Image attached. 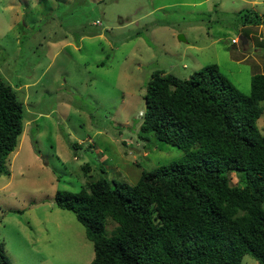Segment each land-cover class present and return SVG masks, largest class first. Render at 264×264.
Wrapping results in <instances>:
<instances>
[{
    "label": "rangeland",
    "instance_id": "obj_1",
    "mask_svg": "<svg viewBox=\"0 0 264 264\" xmlns=\"http://www.w3.org/2000/svg\"><path fill=\"white\" fill-rule=\"evenodd\" d=\"M244 8L259 22L243 24ZM212 62L249 93L251 75L264 72V0H0V76L26 110L0 175L10 263L87 264L92 241L55 204L56 189L78 191L100 176L134 183L182 156L139 136L146 84L156 69L187 77ZM257 124L264 132V107ZM241 264L258 262L246 253Z\"/></svg>",
    "mask_w": 264,
    "mask_h": 264
},
{
    "label": "trees",
    "instance_id": "obj_2",
    "mask_svg": "<svg viewBox=\"0 0 264 264\" xmlns=\"http://www.w3.org/2000/svg\"><path fill=\"white\" fill-rule=\"evenodd\" d=\"M243 11V24L259 22L258 12ZM144 100L139 136L150 133L183 154L143 169L134 183L100 176L78 191L56 189L55 204L71 210L92 241L87 264H241L246 253L264 264V132L257 124L264 72L251 75L245 93L214 62L187 77L156 69ZM25 113L0 76V175L8 173ZM0 264H11L3 242Z\"/></svg>",
    "mask_w": 264,
    "mask_h": 264
},
{
    "label": "water",
    "instance_id": "obj_3",
    "mask_svg": "<svg viewBox=\"0 0 264 264\" xmlns=\"http://www.w3.org/2000/svg\"><path fill=\"white\" fill-rule=\"evenodd\" d=\"M239 38H241L242 40H245V37L240 35Z\"/></svg>",
    "mask_w": 264,
    "mask_h": 264
},
{
    "label": "built area",
    "instance_id": "obj_4",
    "mask_svg": "<svg viewBox=\"0 0 264 264\" xmlns=\"http://www.w3.org/2000/svg\"><path fill=\"white\" fill-rule=\"evenodd\" d=\"M236 39L235 38H232V41H235Z\"/></svg>",
    "mask_w": 264,
    "mask_h": 264
}]
</instances>
